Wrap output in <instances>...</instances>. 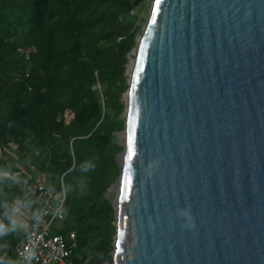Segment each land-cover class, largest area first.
<instances>
[{
  "label": "water",
  "instance_id": "water-1",
  "mask_svg": "<svg viewBox=\"0 0 264 264\" xmlns=\"http://www.w3.org/2000/svg\"><path fill=\"white\" fill-rule=\"evenodd\" d=\"M132 65L117 233L88 264H264V0H154Z\"/></svg>",
  "mask_w": 264,
  "mask_h": 264
},
{
  "label": "trees",
  "instance_id": "trees-1",
  "mask_svg": "<svg viewBox=\"0 0 264 264\" xmlns=\"http://www.w3.org/2000/svg\"><path fill=\"white\" fill-rule=\"evenodd\" d=\"M145 2L0 0V154L14 146L56 192L63 181L58 232L76 234L71 264L113 251L117 228L107 195L120 177L126 72L140 30L133 11ZM0 172L34 181L7 162ZM22 184L0 177V264H17L14 251L25 237L13 217ZM35 198L27 193L32 211Z\"/></svg>",
  "mask_w": 264,
  "mask_h": 264
},
{
  "label": "built area",
  "instance_id": "built-area-1",
  "mask_svg": "<svg viewBox=\"0 0 264 264\" xmlns=\"http://www.w3.org/2000/svg\"><path fill=\"white\" fill-rule=\"evenodd\" d=\"M36 172V168L31 166ZM0 177L23 182V196L27 204L29 183L21 180L20 174L1 172ZM35 210L27 204V218L23 224L24 240L15 248L17 264H71L70 258L77 248L74 232L64 235L58 232L63 225L66 191L61 183V191L56 192L49 184L40 182L35 192Z\"/></svg>",
  "mask_w": 264,
  "mask_h": 264
},
{
  "label": "rangeland",
  "instance_id": "rangeland-1",
  "mask_svg": "<svg viewBox=\"0 0 264 264\" xmlns=\"http://www.w3.org/2000/svg\"><path fill=\"white\" fill-rule=\"evenodd\" d=\"M144 1H146L144 6L139 4L136 6V8L133 11V14H137V13L139 14V21L137 23V26L140 27V30H139L137 38H136V46H137L138 41L140 40V38L143 35V31L147 25V22H148V19H149V16H150L153 4H154V0H144ZM135 49H136V47L134 48L132 53L129 55V64H128L127 72H126L127 78H128V85H129V81H130V77H131L132 62L135 58ZM126 93L124 94V97H123L125 104H126V100H125ZM125 113H126V111H125ZM125 113L123 116L124 118H125ZM119 134H118V139H119ZM121 142H123V139H119V143H121ZM6 153L7 154L5 156L0 154V161L2 160L0 163L1 165H3L4 162H7L10 165H14V166L18 167L20 170H22L23 173L34 177L33 183L29 186V191L31 193L35 192L37 185L40 182H44L46 184L50 183L49 176H47L45 174L36 173L35 171H33L31 169V167L28 166L27 162H25L24 159L18 155L14 146H10L9 148H7ZM119 156H118V158H119ZM117 184H118V182L116 183V185ZM107 196L111 201L114 200L117 196V188L112 187V189L109 191ZM15 212H18V214L14 213V215H13L14 220L16 221V223L18 225L23 227L25 219L28 216L27 215V204H26V200H25L23 195L19 196V198H17V200H16ZM115 226H116V222H115ZM92 264H104V263L96 260V261H93Z\"/></svg>",
  "mask_w": 264,
  "mask_h": 264
},
{
  "label": "bare ground",
  "instance_id": "bare-ground-1",
  "mask_svg": "<svg viewBox=\"0 0 264 264\" xmlns=\"http://www.w3.org/2000/svg\"><path fill=\"white\" fill-rule=\"evenodd\" d=\"M133 69H134V65H132V71H133ZM132 71H131V73H132Z\"/></svg>",
  "mask_w": 264,
  "mask_h": 264
},
{
  "label": "crops",
  "instance_id": "crops-1",
  "mask_svg": "<svg viewBox=\"0 0 264 264\" xmlns=\"http://www.w3.org/2000/svg\"><path fill=\"white\" fill-rule=\"evenodd\" d=\"M22 229H23V227H22Z\"/></svg>",
  "mask_w": 264,
  "mask_h": 264
}]
</instances>
